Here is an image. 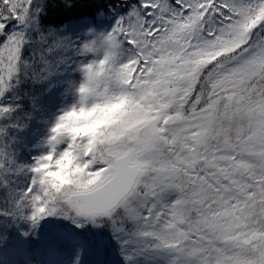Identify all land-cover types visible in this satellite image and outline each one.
<instances>
[{
	"label": "snow or ice",
	"instance_id": "snow-or-ice-1",
	"mask_svg": "<svg viewBox=\"0 0 264 264\" xmlns=\"http://www.w3.org/2000/svg\"><path fill=\"white\" fill-rule=\"evenodd\" d=\"M44 8L0 0V247L18 239L31 253L37 237L58 253L71 241L83 264L75 230L91 226L122 264H264V0H117L111 29L83 41L45 29ZM98 46L144 122L84 152L57 134L58 116L47 153L22 164L9 137L19 125L5 123L18 106L2 101ZM83 65L91 80L95 63ZM65 151L85 170L63 184Z\"/></svg>",
	"mask_w": 264,
	"mask_h": 264
},
{
	"label": "trees",
	"instance_id": "trees-1",
	"mask_svg": "<svg viewBox=\"0 0 264 264\" xmlns=\"http://www.w3.org/2000/svg\"><path fill=\"white\" fill-rule=\"evenodd\" d=\"M116 3L117 0H73L72 6L69 8L65 5L64 0H45L44 12L41 14V24L45 29L58 30L62 35L69 36L72 39L82 34L85 36L89 28H93L96 31H104L105 29L103 28L108 27L114 22V14L108 9V5L111 4L115 7ZM98 11H103L105 18H98ZM62 64L64 67L70 65L66 62ZM62 72V70H60V74L59 72H54L53 75L40 83L27 82L22 84L2 101L10 103L14 107L18 106L17 111L13 113V119L5 121V123H16L19 125L10 131L9 137L11 143L14 145L15 155L20 162H28L35 159L49 147L47 140L42 142L46 128V126H43L42 121L49 115V112H54V108L57 105L62 107V105L73 104V101L69 98L70 96L65 95V76H63ZM15 117H20V119L17 120ZM40 131L43 132L42 144L40 142L35 145L33 143L35 139H38L37 134ZM64 146L60 145L59 148ZM64 225L67 229L73 230V226L68 223H64ZM105 235L107 237L106 240L112 243V238L110 239L106 232ZM13 236L18 237V234L13 233ZM102 236L98 235L97 241ZM97 241L92 245L94 250ZM66 245L76 246L71 241ZM38 247L36 245L32 247L31 253H26L24 244L20 243L18 239L11 240L5 246L0 247V264H6L4 261L11 255H16L20 259H26L34 252L42 253L41 251H37ZM112 250L113 253L117 252V245L114 248L112 247ZM44 252L55 253V257L59 259L62 256V251L52 253V250L48 246H45ZM84 252L86 251L84 250ZM91 256H96V253L91 251ZM95 261L91 259L86 264H96Z\"/></svg>",
	"mask_w": 264,
	"mask_h": 264
},
{
	"label": "clouds",
	"instance_id": "clouds-1",
	"mask_svg": "<svg viewBox=\"0 0 264 264\" xmlns=\"http://www.w3.org/2000/svg\"><path fill=\"white\" fill-rule=\"evenodd\" d=\"M92 54L96 57L88 62L96 65L91 70L92 79H88L84 65H78L82 79L74 88L76 102L60 115L61 123L56 126L57 134L70 138L74 150L84 152L93 151L103 141L119 139L128 128L143 123L141 113L147 112L131 94L118 92V80L111 74L114 69L107 52L98 46ZM77 138L83 140L82 148L76 143ZM58 164L60 171L54 178L63 184L72 182L85 170L75 151H65Z\"/></svg>",
	"mask_w": 264,
	"mask_h": 264
},
{
	"label": "rangeland",
	"instance_id": "rangeland-1",
	"mask_svg": "<svg viewBox=\"0 0 264 264\" xmlns=\"http://www.w3.org/2000/svg\"><path fill=\"white\" fill-rule=\"evenodd\" d=\"M114 23V22H113ZM113 23H111L108 27L103 28L105 29L104 31H109L113 25ZM89 37L87 35H79L78 37L74 38L73 40H86ZM67 57H69L66 61V63H69L70 65L67 66H62L61 64L58 66L57 70L55 72H59L60 74V70H62L63 72V76H65V84L64 85L66 87V94L67 96H70V100L73 101V104L76 102V95L74 92V88L76 86V84H78V82L82 79V75L81 72L78 71V65H81L83 63H88L90 61H92L93 59H95L96 57L92 54H85L83 56L80 55H75L73 52H68ZM68 81V83H66ZM63 83V80H62ZM68 104V102H67ZM71 105H62V107H59L58 105L56 106V108H54V112H49V115L42 121L43 126H46L45 128V136L42 140L45 141L47 140L48 136L51 134L50 133V129L52 126H54L56 119L58 116H60L61 114H63L64 111L68 110V108ZM59 108V109H58ZM38 139H35V142L33 144L37 145V143L41 142L42 139V135L43 132H38ZM41 142V144H42ZM40 144V145H41ZM59 147V146H58ZM49 150V147L44 150L42 152V154H46L47 151ZM41 154V155H42ZM40 156V155H39ZM24 165H33L35 163V159H32L28 162H21ZM30 175V174H29ZM66 223L67 222H63ZM69 230V229H68ZM71 231V230H69ZM76 232L79 233L80 235V239L84 242L86 249H84L86 252L83 251V264L89 263L88 261H90L91 259L96 260L95 263L96 264H122V260L121 257L119 255V252H115L113 253L112 251V247L114 248V246L116 247V242L113 240V244L109 243L107 240V244L105 246V252H104V256L103 258H98L97 256H91L90 257V253L91 251L94 253L95 250L93 248L92 245H94L97 241V237L98 235H103V238H107L105 235V232L107 233V235L110 237L111 239V234L108 233L107 230H97L95 228H92L91 226H89V228L87 230H75ZM112 244V247H111ZM38 245L39 247L37 248L38 251H41L42 253H36L34 252L33 254H31L30 256L27 257V259H20L17 258L18 256L16 255H11L10 257H7V259L4 261L6 262V264H71V258L73 256V254L75 253L76 250V246H70V245H65V247L62 249V256L59 258L54 257L53 254H50L49 252H44L45 246L42 245L40 243V239L37 237L33 238V244L32 247ZM65 249H67L65 251ZM112 252V253H111ZM52 253H54L52 251ZM3 262V263H4ZM141 264H146L145 261H141Z\"/></svg>",
	"mask_w": 264,
	"mask_h": 264
}]
</instances>
